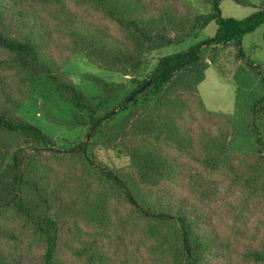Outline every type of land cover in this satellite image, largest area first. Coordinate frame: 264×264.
Here are the masks:
<instances>
[{
    "label": "rangeland",
    "instance_id": "obj_1",
    "mask_svg": "<svg viewBox=\"0 0 264 264\" xmlns=\"http://www.w3.org/2000/svg\"><path fill=\"white\" fill-rule=\"evenodd\" d=\"M22 1L27 10L23 17L16 13L18 7L7 1L2 2L1 15L6 17L5 26L11 36L23 39L21 24L38 22L37 28L43 35L36 40L44 43L41 52L53 61L54 72L60 73L64 81L88 99L102 95L98 81L121 86L122 92L107 106L99 109L98 116L111 110L138 82L146 79L159 58L187 50L213 37L216 31V25L211 22L180 44L147 53L137 71L132 72L128 64H124L121 72L112 71L102 69L100 65L90 61L83 50L73 45L74 39L67 34L71 21L81 33L85 29H96L128 44L124 30L102 9L78 0H55L48 6L38 4L36 0ZM137 1L140 4L141 19L147 24L145 26L154 27V31L161 28L173 38L179 32L175 31L177 25L186 23L185 18L188 20L210 12V6L204 0ZM239 1L221 0V16L244 20L263 5V0ZM143 26L144 24L141 25ZM240 50L241 56L233 44L220 47L214 52L207 47L202 50V63L205 67L203 80L195 90L181 93L179 96L184 104L180 106L178 103L177 107L173 103L175 108H172L173 112H179L178 121L181 120V128L186 130V143L181 147L161 141L159 143L170 158L181 166L183 189H178L177 193L190 199L201 197L207 202L213 227L219 240L224 243L222 253L225 262L254 264L243 255L247 251L264 249V191H250L244 185L243 178L248 179L253 174L252 168L247 166L259 150L264 158V24L243 36ZM7 57L8 53L0 49V60ZM0 77L5 80L4 86L0 84V103L4 101V91L18 103L15 114L39 128L45 135L53 137L56 146L62 151L85 141L89 147V157L97 167L117 172L128 168L129 159L120 149L115 152L120 137L110 135L108 128L107 133L93 139L88 135L86 126L70 125L69 121L75 110L58 97L46 77L41 75L27 86L18 83L23 78L17 70L0 68ZM260 100L263 101L262 111L257 104ZM173 102L176 103V100ZM154 103V100L148 101L147 110L140 107L137 118L142 113L146 114ZM115 126L117 121L109 123L111 131H114ZM129 131L130 129L127 130ZM128 136H124V142L128 140ZM207 137H217L216 141L224 144L223 152L218 154L213 142L205 144L203 140ZM20 146V137L0 132V151L14 150ZM210 155L220 156V161L208 168L203 162ZM36 160L41 169L40 175L48 173L52 181H55V174L65 179L63 184L62 180L58 182L59 185H50L49 189V192L53 191L55 196L60 197L57 201L60 202L59 205H54L56 200L50 199L59 216L62 239L57 247V262L54 264H84L72 251V248L79 245V240H93L96 245L108 251H105L106 255L115 253L117 264H172L169 257L152 251V244L156 239L152 241L146 236L138 221L129 214L130 208L120 199L108 196L111 216L109 226L104 227L87 217V196L90 193L93 196V193L101 190V186L97 178L90 175L85 178L80 171L72 170L74 165L79 167L75 163L78 159L68 151L60 154L39 152ZM165 185L169 187L171 184L164 182L163 186ZM154 191L155 189L152 193ZM1 216L0 230L10 231L19 241L0 234L1 256L12 255L17 264H43V242L10 214L6 213L7 217Z\"/></svg>",
    "mask_w": 264,
    "mask_h": 264
},
{
    "label": "trees",
    "instance_id": "obj_2",
    "mask_svg": "<svg viewBox=\"0 0 264 264\" xmlns=\"http://www.w3.org/2000/svg\"><path fill=\"white\" fill-rule=\"evenodd\" d=\"M4 1L18 7L16 13L21 17L24 16V11L27 13L22 0H0V49L8 53L7 58L0 60V68L17 70L23 78L18 83L25 86L36 81L41 75L46 77L58 97L75 110L69 124L86 126L88 135L93 139L108 131L115 138L120 137L117 138L119 143L115 152L120 149L129 159V166L121 172L97 167L89 157V147L85 141L62 151L56 146L53 137L45 135L39 128L15 114L18 103L3 91L4 101L0 103V132L17 135L22 140V146L14 150L0 151V216L7 217L6 213L10 214L43 242V264L57 262L55 255L62 239L59 216L50 199L56 200L54 205H59L60 202L57 201L60 197L55 196L53 191L49 192V189L50 185H59L58 182L62 180L63 184L65 179L55 174V181H52L48 173L40 175L41 169L38 168L36 155L39 152L60 154L68 151L78 159L75 163H78L79 167L74 165L72 170L80 171L85 178L88 175L97 178L101 186L100 191L93 193V196L91 193L87 196L86 214L89 219L104 227L109 226L111 216L107 199L108 196L114 197L127 204L130 208L129 214L138 221L146 236L152 241L156 239L152 244V251L169 257L172 264H227L222 253L224 243L219 240L213 227V220L207 211V202L201 197L190 199L177 193L178 189H183L181 166L175 159L170 158L159 142L176 147L186 143V130L181 128V120L178 121L179 112L172 110L175 108L173 103L177 107L178 103L180 106L184 104L179 95L191 89L195 90L203 80L205 67L201 54L204 48H211L214 52L220 47L233 44L238 48V55H242L240 45L243 36L264 24V0L262 7L244 20L223 18L219 9L221 0H204L210 6V12L193 16L190 20L185 18L186 23L177 25L175 31L179 32L174 38L166 35L161 28L156 27L158 31H154V27L145 26L147 24L141 19L140 4L137 0H78L96 5L124 30L128 44L108 37L107 33L96 29H85L84 33H81L71 21L69 23L67 34L74 39L73 45L83 50L90 61L106 70L121 72L124 64H128L132 72L137 71L147 53L180 44L211 22L216 25L213 37L180 53L159 58L148 77L138 82L120 102L102 116H98L99 109L107 106L122 92L121 86L98 81L102 95L95 99L83 96L74 86L64 81L60 73L54 72L53 61L41 52L44 43L36 40L43 35L37 28L38 22L21 24L23 39L7 32L6 17L1 15ZM36 1L48 6L55 0ZM4 82L0 77L1 86H4ZM151 100L155 101L152 108L137 118V110H144L147 102ZM173 100H176V103ZM262 102H257L261 111ZM117 117L119 118L116 119ZM114 121H117V126L111 131L114 126L109 127V123ZM125 135H129L126 142ZM216 139L217 137H207L203 142L208 145L213 142L219 154L223 152L224 144H219ZM219 161L220 156L210 155L203 164L211 168ZM250 161L247 168H252L253 174L248 179L243 178L244 185L250 191L263 192L264 158L260 150ZM164 182L171 185L163 186ZM0 234L19 242L10 231L0 230ZM72 249L76 258L84 264H117L115 253L106 255L107 250L96 245L93 240H79V245ZM243 256L254 264H264V249L247 251ZM0 263L17 264L12 255L1 254Z\"/></svg>",
    "mask_w": 264,
    "mask_h": 264
},
{
    "label": "water",
    "instance_id": "obj_3",
    "mask_svg": "<svg viewBox=\"0 0 264 264\" xmlns=\"http://www.w3.org/2000/svg\"><path fill=\"white\" fill-rule=\"evenodd\" d=\"M143 88H144V87H143ZM143 88H142V89H143Z\"/></svg>",
    "mask_w": 264,
    "mask_h": 264
}]
</instances>
